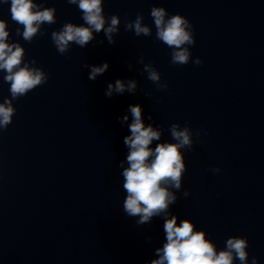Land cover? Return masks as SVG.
Here are the masks:
<instances>
[{
    "label": "clouds",
    "instance_id": "1",
    "mask_svg": "<svg viewBox=\"0 0 264 264\" xmlns=\"http://www.w3.org/2000/svg\"><path fill=\"white\" fill-rule=\"evenodd\" d=\"M7 4L9 0H0ZM70 5H76L82 13L83 24L77 25L66 22L56 31L51 32V40L57 52L61 55L67 53L72 44L84 48L96 37L95 34L103 32L109 44H114V36L119 33L121 20L119 15L113 14L106 17L104 13V0H67ZM11 19L18 27L16 35L31 43L38 35H44L41 28L44 24L56 23L55 7H45L44 3L34 0H10ZM150 16L154 22L155 39L171 49L172 65L184 66L192 62L201 65L203 61L196 57L192 59L190 48L195 45L194 26L191 21L179 13L169 15L164 7L153 6ZM142 14L137 13L134 20L125 21V31L134 32L135 36H151L152 28L145 24ZM8 23L0 19V72L4 73L3 82L8 83L10 97H5L0 102V130H6L12 123L16 114L13 101L26 96L35 88L48 82L49 75L42 68L35 67V59L25 61L26 51L19 42H10ZM103 43V41H98ZM138 64H143L142 73L147 74L157 90H167V82L161 81V73L151 62L144 63L141 56ZM90 68L88 79L95 81L109 68V64L88 65ZM132 69V65H128ZM138 83L134 79L127 81L117 79L115 83H108L105 95L128 92L134 94ZM150 97L151 93L145 92ZM128 112L131 114V123L128 124L130 135L124 137V144L128 148L126 161H121L123 190L126 198L123 201V211L129 217H138L136 223L144 225L150 223L154 217H162L165 242L162 247L155 249V256L150 264H249V241L244 236H232L226 239L225 248L217 250L216 244L207 237L204 230H197L190 219H182L170 213V206L178 200L177 193L183 184V177L187 165L182 150L193 149V136H201L200 129L195 132L187 126L181 127L173 123L169 133L175 142H159L152 147L154 141H161L162 127L145 124L139 104L130 105ZM121 124H126L128 115L119 118ZM152 120V117H148ZM204 134H207L206 132ZM125 163L127 167H125ZM213 174H218L221 169L211 168ZM187 198L190 192L183 191ZM148 264V262H146ZM250 264H259L257 257L251 258Z\"/></svg>",
    "mask_w": 264,
    "mask_h": 264
}]
</instances>
